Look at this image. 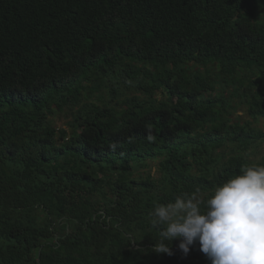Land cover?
Segmentation results:
<instances>
[{
  "label": "trees",
  "instance_id": "obj_1",
  "mask_svg": "<svg viewBox=\"0 0 264 264\" xmlns=\"http://www.w3.org/2000/svg\"><path fill=\"white\" fill-rule=\"evenodd\" d=\"M263 145L264 0H0V264H211L149 213Z\"/></svg>",
  "mask_w": 264,
  "mask_h": 264
},
{
  "label": "clouds",
  "instance_id": "obj_2",
  "mask_svg": "<svg viewBox=\"0 0 264 264\" xmlns=\"http://www.w3.org/2000/svg\"><path fill=\"white\" fill-rule=\"evenodd\" d=\"M149 215L157 253L171 255L169 245L179 240L185 255L198 243L211 264H264V166L241 169L206 201L185 193Z\"/></svg>",
  "mask_w": 264,
  "mask_h": 264
},
{
  "label": "rangeland",
  "instance_id": "obj_3",
  "mask_svg": "<svg viewBox=\"0 0 264 264\" xmlns=\"http://www.w3.org/2000/svg\"><path fill=\"white\" fill-rule=\"evenodd\" d=\"M242 115V112L239 113V116ZM71 120V118L69 117L68 114L65 113H61L59 115H57L55 118H53L54 124L55 126H57L58 128H63V129H68V127L66 126V124ZM263 152H264V145L262 148ZM154 166V164L152 165ZM155 168L153 169V173H155Z\"/></svg>",
  "mask_w": 264,
  "mask_h": 264
}]
</instances>
